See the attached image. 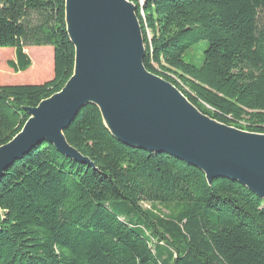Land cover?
<instances>
[{
  "label": "trees",
  "instance_id": "trees-1",
  "mask_svg": "<svg viewBox=\"0 0 264 264\" xmlns=\"http://www.w3.org/2000/svg\"><path fill=\"white\" fill-rule=\"evenodd\" d=\"M128 1L148 72L217 122L264 134V0ZM203 40L202 62L187 61ZM40 46L52 48L53 76L0 85V146L21 130L27 108L63 88L75 56L64 0H0V48L15 50L6 65L26 71L23 49ZM3 75L11 76L0 63ZM63 134L92 166L47 141L8 165L0 264H264V199L241 183L208 181L176 156L120 142L92 103Z\"/></svg>",
  "mask_w": 264,
  "mask_h": 264
},
{
  "label": "water",
  "instance_id": "water-1",
  "mask_svg": "<svg viewBox=\"0 0 264 264\" xmlns=\"http://www.w3.org/2000/svg\"><path fill=\"white\" fill-rule=\"evenodd\" d=\"M74 46L73 74L63 88L27 108L21 130L0 146V179L14 160L47 141L75 161L92 163L63 134L77 111L96 105L110 134L147 151L196 166L206 179L226 177L264 199V134L227 126L201 113L142 63L143 37L128 0H64Z\"/></svg>",
  "mask_w": 264,
  "mask_h": 264
},
{
  "label": "rangeland",
  "instance_id": "rangeland-1",
  "mask_svg": "<svg viewBox=\"0 0 264 264\" xmlns=\"http://www.w3.org/2000/svg\"><path fill=\"white\" fill-rule=\"evenodd\" d=\"M260 13H261L260 17L264 18V12H260ZM206 46H207V42L204 41V40L201 41L196 47H194L191 50L192 54H189L190 56H186L185 59L187 61H191V59H193L195 63L196 62H200L201 63L202 59H203V52L202 51L206 48ZM41 47L47 48L48 49L47 52H51V54H52V48L50 46H40L38 48H41ZM35 48H37V47H35ZM6 49H10V48H3V49H0V50H6ZM31 55L33 56L32 52H31ZM34 59H35V57H34ZM49 62L51 63V66H52L53 60L51 59V61H49ZM0 63H1L2 66H4L6 72L11 74V76L3 75L0 78V85L35 84V83H43V81H44V80H39L38 82H36L34 80L36 75L41 71V70H39L38 66H33V67L28 68L26 71L17 72L16 73V72H13V70L6 65V60L2 59V60H0ZM48 63L44 67L46 72H48V69H49L48 68ZM37 65H40V64L37 63ZM47 77L48 76H47V73H46L45 78H47ZM142 207L143 208H148L149 204H147V203L146 204H142ZM160 209H161V211L163 213H166V210L164 208L160 207Z\"/></svg>",
  "mask_w": 264,
  "mask_h": 264
},
{
  "label": "crops",
  "instance_id": "crops-1",
  "mask_svg": "<svg viewBox=\"0 0 264 264\" xmlns=\"http://www.w3.org/2000/svg\"><path fill=\"white\" fill-rule=\"evenodd\" d=\"M3 49V48H0ZM31 50L36 51L37 53V59H34V57L31 55ZM23 51L28 55V57L31 60V66H38L39 70H41L35 77V81L38 82L39 80H44L43 82L49 80L52 76H53V71H52V66H53V62H52V66L51 63L49 61H51V59L53 60V55L51 54V52H47L48 49L41 47V48H35V47H25L23 49ZM0 57H2L4 60H15V50L13 48L10 49H6V50H0ZM39 63L40 65H37V63ZM49 62V63H48ZM48 63V72L45 71L44 67L47 65ZM50 65V66H49ZM29 67V68H30ZM47 73V78H45V75ZM35 84H40V83H35Z\"/></svg>",
  "mask_w": 264,
  "mask_h": 264
}]
</instances>
